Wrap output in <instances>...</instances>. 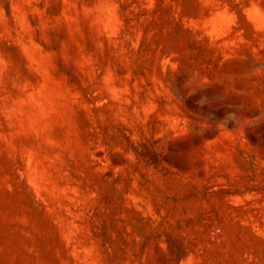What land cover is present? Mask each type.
<instances>
[{
  "label": "rangeland",
  "instance_id": "obj_1",
  "mask_svg": "<svg viewBox=\"0 0 264 264\" xmlns=\"http://www.w3.org/2000/svg\"><path fill=\"white\" fill-rule=\"evenodd\" d=\"M0 264H264V0H0Z\"/></svg>",
  "mask_w": 264,
  "mask_h": 264
}]
</instances>
